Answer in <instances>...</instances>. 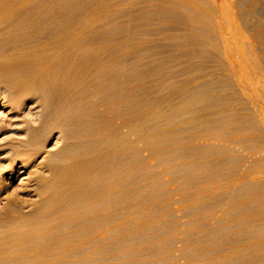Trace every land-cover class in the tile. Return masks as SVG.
Here are the masks:
<instances>
[{
  "label": "rangeland",
  "instance_id": "rangeland-1",
  "mask_svg": "<svg viewBox=\"0 0 264 264\" xmlns=\"http://www.w3.org/2000/svg\"><path fill=\"white\" fill-rule=\"evenodd\" d=\"M263 32L264 0H0V264H264Z\"/></svg>",
  "mask_w": 264,
  "mask_h": 264
},
{
  "label": "bare ground",
  "instance_id": "bare-ground-1",
  "mask_svg": "<svg viewBox=\"0 0 264 264\" xmlns=\"http://www.w3.org/2000/svg\"><path fill=\"white\" fill-rule=\"evenodd\" d=\"M227 1V0H226ZM229 1V0H228ZM225 4H226V2H224ZM228 3V2H227ZM225 4H224V6H225ZM227 6H229L228 4H226ZM256 5V4H255ZM226 6V7H227ZM233 7V6H232ZM229 9V8H228ZM230 9H231V6H230ZM232 16V15H231ZM231 16H229V17H231ZM228 21V20H227ZM231 21V20H230ZM231 23H232V21H231ZM235 23V22H234ZM234 24L232 23L231 25H230V27L231 26H233ZM236 25V24H235ZM237 28H238V26H237ZM235 29V28H234ZM242 29V28H241ZM254 33V32H253ZM264 33V32H263ZM262 33V34H263ZM240 34V33H239ZM244 34H245V31H244ZM247 34V33H246ZM248 36V35H247ZM249 37V36H248ZM251 37V36H250ZM247 38V37H246ZM252 39V38H251ZM244 42V41H243ZM249 43V42H248ZM244 44V43H243ZM251 45V44H250ZM256 55V54H255ZM245 68V67H244ZM250 71V70H249ZM258 78V77H257ZM264 92V91H263Z\"/></svg>",
  "mask_w": 264,
  "mask_h": 264
}]
</instances>
